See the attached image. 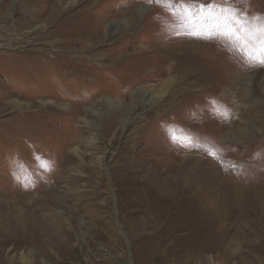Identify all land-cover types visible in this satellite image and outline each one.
Here are the masks:
<instances>
[{
  "label": "rangeland",
  "instance_id": "rangeland-1",
  "mask_svg": "<svg viewBox=\"0 0 264 264\" xmlns=\"http://www.w3.org/2000/svg\"><path fill=\"white\" fill-rule=\"evenodd\" d=\"M167 4L0 0V264H264V228L254 220L239 236L233 221L185 231V211H166L167 222L156 225L149 220L147 209L159 199L151 177H200L210 151L214 164L224 158L226 174L202 185L201 211L206 204L214 219L225 213L220 181L242 177L264 191V66H250L222 38H195L221 30L202 6H231L256 25L264 23V0ZM38 7L49 10L36 25L14 28ZM75 22L86 42L63 47L62 34ZM85 23L99 25L96 43ZM214 65L246 69L229 82L206 73L204 82L197 71ZM211 125L225 127L215 144L204 128ZM173 131L196 146L174 142ZM241 156L247 162L239 164ZM174 157L177 168L163 167ZM224 232L229 241L219 246ZM251 232L257 240L248 245Z\"/></svg>",
  "mask_w": 264,
  "mask_h": 264
},
{
  "label": "bare ground",
  "instance_id": "bare-ground-1",
  "mask_svg": "<svg viewBox=\"0 0 264 264\" xmlns=\"http://www.w3.org/2000/svg\"><path fill=\"white\" fill-rule=\"evenodd\" d=\"M45 10H49L48 7H45L43 10L38 7L37 11H28L27 10V14H25V17L28 16V18H20L16 21V24L14 26V28L16 30H21L22 28L26 27V28H29V27H32L34 25H36L37 21H38V18L39 16H42L44 13H45ZM80 17V16H79ZM82 20V19H81ZM77 24L76 22L72 25L71 28H73L72 31H69V32H63L62 36L64 37V39L62 40L61 42V45L63 47H67V46H72V45H75V44H83L86 42V39L83 38L82 36V33H79L81 31L78 30V27H75ZM75 27V28H74ZM83 29H85L86 31H88L89 34L92 35V37L90 38V43H96L98 41V38H99V33H98V30H99V25L95 24V23H85V25L83 26ZM35 32V31H34ZM16 33V32H15ZM37 38V37H36ZM90 47V46H89ZM10 53V52H9ZM29 53H32L31 51ZM38 53V52H37ZM5 53H0V59L2 58H5ZM23 55V54H22ZM9 57V56H8ZM38 57V56H37ZM12 58L13 60L14 59V56L12 55ZM21 58V57H20ZM11 59V58H10ZM64 61H66L65 58H63ZM10 61V60H9ZM19 62V60L17 61V63ZM71 64V62H69ZM13 64V63H11ZM53 64H56V63H53ZM17 65V64H16ZM50 65V64H49ZM215 67L214 68H208V69H202L200 71H197L198 72V75L201 76V78L203 79L204 82H206L207 80L210 79L211 76H216V77H223V76H226V80L229 82L231 81V79H233L234 76H239L241 75L246 67H238V70H236L234 68V71L235 72H232L230 71L229 67L231 66H227V65H220L221 66V69L217 66V65H214ZM4 66H2L3 68ZM17 67V66H16ZM1 68V69H2ZM92 68V67H90ZM16 69V68H15ZM87 70H91V69H87ZM94 70V69H92ZM8 71V70H7ZM10 71V70H9ZM13 71V70H12ZM23 71V70H21ZM111 72H113V70H111ZM19 73V72H18ZM206 73H212L211 76H206ZM207 83V82H206ZM126 90L129 89V86H126L125 87ZM39 116V115H38ZM222 121H225L227 119H221ZM221 121V122H222ZM215 123H218V122H215ZM202 126V125H201ZM187 129H189L188 127H186ZM205 130L209 133H211V138H213V142L214 144L216 143L215 142V137L221 133H223L225 131V127L224 126H217L215 127L214 125H211L209 127H204ZM204 130V131H205ZM210 135V134H209ZM163 146V145H162ZM162 146H155L156 148L158 147L159 149L162 148L164 149ZM258 146V145H257ZM169 149L173 150L174 148L173 147H169ZM152 151V150H151ZM171 154H173V151H170ZM168 154V152H167ZM166 154V156H167ZM218 156V155H217ZM207 157H210L209 156H206L205 155V164H209V168H208V171L203 168V170L201 171L200 173V177H194L193 178V175H187V174H184L183 172H179L178 176L176 178H170L168 176H161V177H157V176H152L150 181H149V186H152L154 187V189H158V192L156 194V196L159 197L156 198V200L158 199L159 201H164V204L162 205V207L158 206L160 203L157 202L155 199H154V202H155V206H152L150 203L149 207H148V211H149V220L151 221V224H159L160 221L163 220V222H167L166 219L168 217V215L166 216L165 215V212L168 211L169 213H172L174 212V214L176 212H181V211H185V214H187L188 216L185 217L186 219L188 218V223L186 221V223H183L184 227L183 229L185 231L189 230L191 231V233L196 230L197 228L199 227H202L201 224L203 226L205 224H211L210 228H214V222L221 224V226L224 224H229L230 222H232L233 224L235 223V230L236 232L234 231L233 234H244L245 235V228H244V225H246L245 223H247L248 220H254L255 222L258 223L257 227L258 228H264V191L261 190V187L259 186L258 183L255 182L256 184V187H246L244 184V179H241L240 177L237 178L236 180H238V182H235V183H229V181H220L219 182V192H221L222 194L224 193L225 191V195H226V198L229 200L226 204H225V208H224V212L225 213H222V212H219L218 215H217V218L214 219L211 215L213 214H210V210L209 208L207 207L206 204H204V208L205 210L204 211H201L199 208V205L200 203H204L205 201L203 200V191H202V185L204 186V188H210L213 184L216 183L215 179L217 177H219V172H222V173H225V168H221L223 166V164L226 165V163H224V158H221V157H215L214 159H216V163L215 164H218L220 166V168H218L217 165L214 164V162L210 161L212 160L211 158L208 160ZM213 158V157H212ZM241 158H244V159H240L239 160V164H242L243 162H247L246 157L244 156H241ZM250 159V158H249ZM179 161L180 159H178L177 157H174L173 160H171L170 162H165L163 164V167L167 168L168 170L172 169V168H177L179 166ZM256 161V160H255ZM254 161V162H255ZM151 162V161H150ZM158 163V162H157ZM171 163H174L173 165H171L169 167V165ZM260 164V163H259ZM157 166V165H156ZM169 167V168H168ZM247 168V167H246ZM251 169V168H250ZM221 170V171H220ZM246 170V169H245ZM248 171V170H247ZM246 173V172H245ZM239 174V173H238ZM237 174L235 173H230V174H227V177H230V179L232 178H235ZM257 175H258V172H257ZM240 176V175H239ZM246 176H244L245 178ZM144 178V176H143ZM222 178H225L224 176ZM229 179V180H230ZM247 178H245L246 180ZM140 180V179H139ZM143 180V179H142ZM148 181V180H147ZM146 181V182H147ZM232 181V180H231ZM235 181V180H234ZM261 181V180H260ZM259 181V182H260ZM251 182V181H250ZM248 182V183H250ZM263 182V181H261ZM260 182V184H261ZM145 183V182H144ZM229 183V184H227ZM263 186V185H262ZM143 187V186H142ZM264 187V186H263ZM262 187V188H263ZM150 189V188H149ZM153 189V188H152ZM151 189V191H152ZM153 189V190H154ZM214 191V190H213ZM146 192V191H145ZM150 192V190L148 191ZM216 192V191H215ZM215 192H212L210 191V193L212 194H218V193H215ZM218 192V191H217ZM150 194V193H149ZM232 194V195H231ZM146 195V194H145ZM253 195V196H252ZM217 196V195H216ZM255 198L256 202L254 200H251V197ZM146 197V196H144ZM211 197V196H210ZM219 197V196H218ZM230 197H231V200H230ZM141 199V198H140ZM145 200V198H144ZM222 200V199H220ZM147 201V200H146ZM227 201V200H226ZM253 201V203L251 202ZM167 202V203H166ZM217 202V200H216ZM255 202V203H254ZM142 203V202H141ZM171 203V204H170ZM222 203V202H221ZM144 204V203H143ZM146 204V203H145ZM199 204V205H197ZM142 205V204H141ZM147 206V204H146ZM202 206V205H201ZM209 206V205H208ZM211 206V205H210ZM222 206V205H221ZM156 207H158L156 209ZM208 208V209H207ZM221 208V207H220ZM223 208V207H222ZM209 210V211H208ZM209 212V213H208ZM213 212V211H212ZM218 212V210L216 211ZM151 214H155L156 216H153ZM151 216V218H150ZM170 217V216H169ZM202 217H205L206 220H201L200 218ZM212 217V218H211ZM176 218V217H175ZM170 219V218H169ZM179 219V218H178ZM174 220H177L174 219ZM185 220V219H184ZM147 222V221H146ZM149 222V221H148ZM172 223V222H171ZM181 224V223H180ZM207 224V225H208ZM227 224V225H228ZM232 224V225H233ZM226 225V226H227ZM149 226V225H148ZM164 226V225H163ZM180 226V225H179ZM155 227V226H154ZM159 227V226H158ZM209 227V226H208ZM207 227V228H208ZM152 228V227H151ZM205 228V227H204ZM216 228V227H215ZM227 228V227H226ZM244 228V229H243ZM219 229V228H218ZM181 230V229H180ZM179 230V231H180ZM213 230V229H212ZM229 230V229H228ZM215 231V230H214ZM230 231V230H229ZM209 232V231H207ZM221 232V231H220ZM223 232V231H222ZM233 232V231H232ZM249 232V231H248ZM257 232V231H255ZM254 232V233H255ZM259 232V231H258ZM215 233V232H214ZM196 234V233H195ZM210 234V233H209ZM221 234V233H220ZM219 234V235H220ZM232 234V235H233ZM218 235V234H217ZM218 235V236H219ZM223 238H221L220 236V240L221 243H217L219 244V246L223 243V241L227 240V236H228V232H224L223 234ZM253 235V233L251 232V236ZM192 237V236H191ZM212 237V236H211ZM177 238V237H176ZM204 238V237H203ZM208 238V237H207ZM217 238V236H216ZM229 238V237H228ZM233 238V237H232ZM236 238V237H235ZM256 239V237H251L250 240H248V245L251 243H253L252 240ZM257 240V239H256ZM205 241V239H204ZM209 241V240H208ZM207 241V243H208ZM210 241H213V240H210ZM229 241V240H227ZM202 242V241H201ZM218 242V241H217ZM255 242V241H254ZM225 243V242H224ZM159 244V243H158ZM210 245V244H209ZM213 245H214V242H213ZM178 246V245H177ZM191 246V245H190ZM186 247V246H185ZM196 247V246H195ZM206 247V246H205ZM209 247V246H208ZM197 248V247H196ZM207 248V247H206ZM213 248V247H211ZM254 248V247H253ZM187 249V248H186ZM195 249V248H194ZM218 249V247H217ZM208 250L210 251V248H208ZM207 250V251H208ZM206 251V252H207ZM213 251V250H212ZM206 252H202V253H198L197 255V259H201L202 258V254L203 253H206ZM200 254V255H199ZM205 255V254H204ZM187 259V258H186ZM185 259V260H186ZM246 259V258H245ZM206 260V259H205ZM253 260V259H252ZM189 261V260H188ZM207 261V260H206ZM187 262V261H186ZM202 262V261H200ZM246 262V261H245ZM252 261H247V263H251ZM169 263V262H168ZM188 263V262H187ZM246 263V264H247ZM203 264V263H202ZM205 264V263H204Z\"/></svg>",
  "mask_w": 264,
  "mask_h": 264
},
{
  "label": "snow or ice",
  "instance_id": "snow-or-ice-1",
  "mask_svg": "<svg viewBox=\"0 0 264 264\" xmlns=\"http://www.w3.org/2000/svg\"><path fill=\"white\" fill-rule=\"evenodd\" d=\"M158 2L168 6L167 0H158ZM202 7L209 9L207 17L215 18L220 22L219 27H221V30L216 33L210 32L204 36H196L195 38H222L226 41L230 50L239 51L244 56L245 62L250 66H264V23L251 25L249 18L240 13L239 9L231 6L204 5ZM215 7H220L219 13L212 10ZM185 10L190 12V9L186 8ZM251 19L261 20L260 17H253ZM216 111L217 114L223 115L225 118L227 117V110H221V108L217 107ZM172 139L174 142H180L185 147L196 146L192 137H178L175 131L172 133ZM209 154L215 156L214 151H210Z\"/></svg>",
  "mask_w": 264,
  "mask_h": 264
}]
</instances>
